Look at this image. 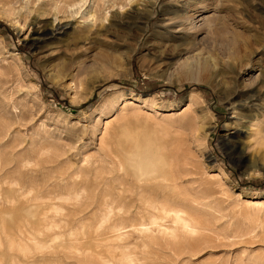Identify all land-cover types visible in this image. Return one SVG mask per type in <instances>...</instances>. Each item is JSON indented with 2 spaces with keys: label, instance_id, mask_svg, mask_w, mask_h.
<instances>
[{
  "label": "rangeland",
  "instance_id": "obj_1",
  "mask_svg": "<svg viewBox=\"0 0 264 264\" xmlns=\"http://www.w3.org/2000/svg\"><path fill=\"white\" fill-rule=\"evenodd\" d=\"M175 1L0 0V264H264V0L202 1L198 39L165 46ZM149 153L174 170L160 199L131 165ZM140 194L197 229L165 236ZM45 211L56 231L31 232Z\"/></svg>",
  "mask_w": 264,
  "mask_h": 264
},
{
  "label": "bare ground",
  "instance_id": "obj_2",
  "mask_svg": "<svg viewBox=\"0 0 264 264\" xmlns=\"http://www.w3.org/2000/svg\"><path fill=\"white\" fill-rule=\"evenodd\" d=\"M202 1H206V0H176L175 4H173V9L170 12V16L166 17V18H163V22H164V28L166 29V35L168 36L166 38V41L167 43H165V46H171L170 41H174V40H181L182 38H189V39H198V36L202 33V31H204V27L206 26L207 22L211 21V19L209 17H202L199 19V21L201 23L199 24H196L195 23V19L197 16L201 15L199 14L200 11L201 13L206 11L209 7V2H202ZM187 3L189 4L190 6V9L191 11L187 12L186 13V6H187ZM75 5V4H74ZM73 6V5H72ZM199 12V13H198ZM197 13V14H196ZM208 16V15H207ZM149 17V15H148ZM147 17V19H148ZM62 25V24H61ZM65 26H61L60 28H64ZM45 33H51L52 31L50 30H47V31H44ZM41 33V32H40ZM195 38H194V37ZM176 44V43H175ZM177 47V46H176ZM129 53H131V49L129 50ZM131 55H129L128 58H130ZM184 65L186 66L185 69H186V78L188 79H192V80H195V81H206V79L204 78V72H206L207 68H208V64L207 62H205V60H203L200 56H194L192 58H188L185 62H184ZM197 68V69H196ZM203 73V74H202ZM79 78V77H78ZM189 97L190 99L193 98L194 100L196 98H198V95L195 94L194 92H189ZM168 116V115H167ZM108 126V125H107ZM264 126V125H263ZM263 126L261 125V128L259 129L258 133H262L264 134V128ZM257 129V128H256ZM263 134H260V135H263ZM200 138H203L204 135L201 134L199 136ZM151 149V147L149 148V150ZM150 154V153H149ZM204 154L206 157H212V154L204 148ZM140 155V154H139ZM144 158H139L141 160V162H139V160H136L134 161L135 164L131 163L132 166H136L138 167L137 170L135 171V174L137 172H139L137 174V180L138 182L141 181V183H144L142 185L139 184V186H142L143 190L146 191V194L148 193V195H155L158 199H160L161 196H164L162 194L166 192V190H172L174 189L172 186V184L169 183L170 179H169V174H174V170L171 169L170 167H166L165 165H167V160H165L166 162H163V163H160V161L158 163H156L155 165H150L149 163H152L153 160L155 159V156L152 154L150 155H143ZM149 157V158H147ZM172 158V157H171ZM212 160V159H211ZM132 162V161H131ZM121 166V165H120ZM145 168V166H147L146 168H148L146 170L143 169V167ZM134 168V167H133ZM128 169V168H127ZM215 177L214 179L215 180H219L220 182V179H221V176L222 175H225V171L223 168H219L218 170H216L215 172ZM213 175V176H214ZM144 181V182H143ZM135 182V181H134ZM136 183V182H135ZM140 183V182H139ZM137 184V183H136ZM141 189V187H140ZM140 189H139V192H140ZM122 191V189H121ZM135 191V189H134ZM144 191H141L143 192V196H144ZM138 192V193H139ZM140 192V193H141ZM172 192V191H171ZM140 197L141 194H140ZM37 198H41V197H37ZM142 200V204L141 207L139 210H141V213L140 215L141 216H144L148 213H151V219L148 220L151 224H157L158 227L160 228V231L163 232L165 234V236H167V234H169V232L167 233L168 230H166V227L165 226H168L167 224L164 225L165 223H163V221L165 220H168L167 218L171 219V221L173 223H178L180 224L183 228V230H187L186 232L188 231H194V229H197V227H195L196 225L195 222L193 224L192 221H189L187 218H183L180 216L179 212H182L181 210L178 211L179 208H176L177 207V200L174 199V200H171L169 202V204L167 205H160L159 203V200H152L150 198H147V197H142L140 198ZM140 201V200H139ZM246 201V200H245ZM105 202V201H104ZM247 202V201H246ZM165 204V203H164ZM247 204V203H246ZM249 205H252V206H264V200H255V199H250L249 202H248ZM36 206V205H34ZM56 206V205H55ZM37 207V206H36ZM119 207V206H118ZM57 208H61V204L60 205H57ZM113 208V206H112ZM110 209V207L108 208ZM114 209V208H113ZM56 210V209H55ZM126 210V209H125ZM57 211V210H56ZM108 211V210H107ZM121 211V210H120ZM134 211V210H133ZM103 212V211H102ZM122 212V211H121ZM44 216L42 218H38V221H37V227H35L33 230H31V232H54L56 231L54 228L56 226V222L55 223H52L54 220H55V217L54 216H57L58 214L55 215V213L53 214H50L48 212H41ZM58 213V212H56ZM105 213V212H104ZM108 213V212H106ZM124 212L120 213L121 214V217L122 214ZM136 213V212H135ZM134 213V215H135ZM183 213V212H182ZM37 213H35L36 215ZM102 214V213H101ZM109 214V213H108ZM127 214L128 211H127ZM137 214V213H136ZM111 215V214H110ZM119 215V213H118ZM140 215H136L138 217H140ZM103 216V214H102ZM130 217V214L127 215ZM125 216L124 218L127 219ZM145 216V218H147ZM104 217V216H103ZM129 217H128V220H129ZM134 217V216H133ZM137 217V218H138ZM150 217V215L148 216ZM109 218V216H108ZM144 218V220H145ZM107 219V218H106ZM115 219V218H114ZM113 219V220H114ZM122 219V218H121ZM134 218H132V221L134 222L133 220ZM139 219V218H138ZM137 219V220H138ZM141 219V218H140ZM148 219V218H147ZM110 220V218H109ZM112 220V219H111ZM108 221V219H107ZM117 221V220H115ZM124 223L126 222L127 223V220H122ZM121 221V222H122ZM138 221H142L141 220H138ZM118 222V221H117ZM34 223V222H33ZM102 223V222H100ZM112 223H116V222H111L109 224H112ZM170 223V222H169ZM35 224V223H34ZM106 224V223H105ZM104 224V225H105ZM116 224H121L120 222L119 223H116ZM123 224V223H122ZM129 224V223H127ZM125 224V225H127ZM133 224V223H132ZM137 224V223H136ZM139 224V222H138ZM140 224H143L142 226L144 228H142L143 230H149L150 231V228L147 227V225H144L146 224V222L144 223H140ZM147 224L149 225V223L147 222ZM172 224V223H171ZM3 225V224H2ZM100 225V224H99ZM157 225H154L156 226L157 228ZM21 226V225H20ZM23 226V225H22ZM25 226V225H24ZM31 226V225H30ZM58 226V225H57ZM109 227L113 226L114 228V231L115 228L117 229V225L114 226L113 225H108ZM124 226V225H123ZM131 226V225H130ZM138 226V225H137ZM176 226V225H175ZM175 226L173 225V230H175ZM178 226V225H177ZM129 227V226H128ZM140 227V225H139ZM171 227V226H170ZM179 227V226H178ZM24 228V230L26 229V226L25 227H22ZM21 228V229H22ZM60 228V227H59ZM113 228H112V231H113ZM122 228V225L121 227ZM120 228H119V231H120ZM134 228V227H133ZM158 228V229H159ZM172 228V227H171ZM175 228V229H174ZM181 228V229H182ZM111 229V228H109ZM125 229V228H124ZM170 229V228H169ZM27 230V229H26ZM126 230V229H125ZM136 230V229H135ZM141 230V229H140ZM184 230V231H185ZM123 231V230H122ZM121 231V232H122ZM139 231V230H137ZM146 231V232H147ZM148 231V232H149ZM160 231L158 232V234L160 233ZM196 231V230H195ZM20 233H24V231L22 230H19ZM18 232V233H19ZM59 232H62V231H59ZM140 232V231H139ZM145 232V231H144ZM156 232V231H155ZM117 233V232H116ZM119 233V232H118ZM126 233V232H125ZM153 233V232H152ZM162 233V234H163ZM167 233V234H166ZM172 233V232H170ZM124 234V232H123ZM147 234V233H146ZM119 235V234H118ZM122 235V233L120 234ZM155 235V234H154ZM176 235V234H175ZM112 236V235H111ZM163 236V235H162ZM169 236V235H168ZM171 236V235H170ZM118 237V236H117ZM124 237V236H123ZM122 237V238H123ZM126 237V235H125ZM177 237V236H176ZM10 239V238H9ZM9 242V241H8ZM11 242V240H10ZM11 246L12 243H10ZM9 246V245H8ZM19 247V246H18ZM11 248V247H10ZM20 248V247H19ZM18 252H20L22 254V256H26V253L25 251H21L19 249H17ZM131 256H129V259L131 260L130 258Z\"/></svg>",
  "mask_w": 264,
  "mask_h": 264
},
{
  "label": "trees",
  "instance_id": "obj_3",
  "mask_svg": "<svg viewBox=\"0 0 264 264\" xmlns=\"http://www.w3.org/2000/svg\"><path fill=\"white\" fill-rule=\"evenodd\" d=\"M202 88V87H201ZM152 90V89H151ZM241 185L243 186H262L263 183H259V182H256V181H251V182H244V183H241Z\"/></svg>",
  "mask_w": 264,
  "mask_h": 264
}]
</instances>
